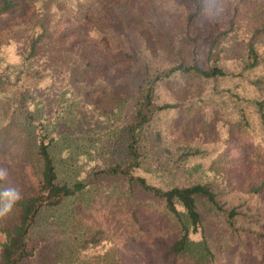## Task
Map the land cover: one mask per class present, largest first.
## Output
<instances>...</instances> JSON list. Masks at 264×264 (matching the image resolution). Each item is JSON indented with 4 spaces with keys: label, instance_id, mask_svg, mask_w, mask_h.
Segmentation results:
<instances>
[{
    "label": "trees",
    "instance_id": "1",
    "mask_svg": "<svg viewBox=\"0 0 264 264\" xmlns=\"http://www.w3.org/2000/svg\"><path fill=\"white\" fill-rule=\"evenodd\" d=\"M59 1H54L51 11L64 27L75 24L76 13L84 16L78 0L65 1L76 10L72 15L62 10ZM91 1L97 8L105 4L112 11L111 26L118 31L132 30L133 23L141 28L144 24L138 21L152 25L156 23L153 17H162L158 10L162 0ZM186 1L181 5V22L177 17L174 28L166 22L163 29L188 41L192 60L156 70L151 53H143L141 59L147 58L142 62L129 52L135 67L130 66L131 75L119 81L121 87L132 89L133 97L114 96L108 109H102L97 101L113 90L105 75L112 62L96 58L94 46L81 47L82 53L75 51L71 42L67 48L61 46V37L79 35L78 22L71 32L70 28L63 33L60 29L56 41L50 37L56 46H50L53 54L72 55L67 71L45 66L46 73H31L32 77L27 75L30 82L20 85V79L15 84L4 77L0 167L9 169V183L20 188L24 198L12 215L0 219V264H264V0H226L223 18L204 26L196 20L197 0ZM28 2L0 0V58L9 48L14 55L24 52L25 43L30 42L22 60L27 63L24 74L33 70L31 61L49 33L46 26L38 27V20L29 19V15L27 19ZM168 2L177 6L176 0ZM173 7L166 6L169 10ZM16 15L21 25L6 27ZM34 28L42 33L32 39L29 34ZM170 44L171 50L179 49ZM22 55L14 57L20 61ZM236 59L242 63L237 73L220 65ZM255 72L258 75L251 79ZM192 75L206 80L245 78L252 87L250 100L236 108L234 125L221 126L225 134L216 156L208 154L226 179L225 192L214 182L164 188L148 179L144 137L159 113L164 116L186 108L180 101L156 105L160 86ZM39 76L48 80V87L56 86L50 94L54 99L46 98L38 83L31 84ZM40 104L44 110L35 107ZM88 107L91 109L83 110ZM72 114L70 123L67 120ZM10 153L13 161L19 159L30 172L32 183L14 170ZM95 154L97 159H93ZM227 156L234 161L227 158V162ZM92 164L90 172L87 166ZM81 165L90 172L85 178L80 174ZM95 192L98 198L109 194L115 207L110 208L114 212L100 213L96 220L89 218L95 213ZM225 195L229 196L226 201ZM160 223L165 227L159 228ZM60 228L73 244L65 259L60 252L54 259L47 256L46 238Z\"/></svg>",
    "mask_w": 264,
    "mask_h": 264
},
{
    "label": "rangeland",
    "instance_id": "2",
    "mask_svg": "<svg viewBox=\"0 0 264 264\" xmlns=\"http://www.w3.org/2000/svg\"><path fill=\"white\" fill-rule=\"evenodd\" d=\"M54 1L55 0H29L27 6H30V9L25 13L27 19L29 15V19L32 18L34 21L38 20V27L44 29L46 26L49 33L46 34L45 39L39 45L40 50L37 58L31 61L33 67L32 71H27L28 73L25 74L23 73L27 63L22 60L26 55V48L30 45L28 41L25 43L24 52L17 51L15 54L19 56L23 54L20 57L21 62L14 57V50H12V48L8 49V54L5 57L0 58V91L6 86L4 82L6 79L4 77L11 78L13 82H16L15 84H18V79H20V85L23 82H30L27 75L32 77L31 73L40 72L41 70L46 73L47 69L45 66L49 69L51 67V69L54 70L67 71L65 67L73 60V58L70 57L72 55L62 53L53 54L50 50L55 45L51 42L50 37L56 41V39L61 36V32L63 33L66 28H70V32L75 30L74 26L77 22L79 35L77 37L71 35L61 37V46L67 48L69 42H71L77 47L75 49L77 52H81V50L84 51V48L81 47L94 46L97 48L95 50L98 53L96 58L112 62L108 65L105 75L108 77V83L111 84L113 90H110L108 94L102 95L101 99L97 101L102 109H108V106L113 102L114 96H119V94H122L121 97L123 98L133 97L134 93L132 89L121 87L119 81L121 78H125L128 73L131 75L130 66L132 69L135 67V61H131L133 60L132 58L136 57L143 62L147 58L145 57L144 60L141 59L143 53H151L152 59H155L154 63L157 64L153 67L156 70L171 65V63H178L181 61L190 62L193 58L192 49L188 41H181L176 37L175 33L168 35L163 29L166 22L169 23L171 28H174L176 26L177 17L181 22V5L186 4V0H176L177 6L169 3L168 0H162L161 6L159 8L156 7L160 11L162 17L160 19L153 17L156 22L155 24L151 25L148 23L149 21H146V23L144 21H138V23L144 24L141 28H138L137 25L133 23L134 25L130 24V27H133L132 30L122 31H118L117 28L111 26V20L114 19L112 11L108 10L105 4L97 8L94 6L95 3L91 0H78L80 12L84 14L83 17L77 16L81 14L76 13L74 6L72 7L70 3H65L66 0H60L59 3L65 13L67 12L70 15L74 13L77 14L75 24H73L72 27L70 25L64 27L63 21L59 23L53 18L51 8ZM168 4L174 6L173 10L166 8ZM110 15L112 17H110ZM19 19L17 15L14 16V21H11L6 27L14 28L15 26H20L21 23ZM49 24L53 25L47 26ZM60 29L61 32H59ZM36 33L40 34L42 30L39 31L34 28L29 34L30 38L33 39ZM171 42L176 47H179V49H173L174 51L171 50ZM51 45L53 46L50 47ZM54 51L58 50L56 49ZM129 52L132 55L131 59L128 58L127 55ZM200 63L202 64V62ZM241 64L242 63L237 59L229 62L222 61L220 63V65L231 74L239 72L242 69ZM7 66L11 69H8V72L3 75V70L6 69ZM15 66L20 67L14 69ZM44 73H42V76L45 75ZM257 75V72L252 73L251 79H255ZM42 76H39L37 81L31 82V84L38 83L40 88L42 86V93L46 95V98L52 100L55 98V96L52 95L54 94L56 86L53 85L52 87H48V80L44 81ZM60 78L61 80L63 79L61 76ZM62 84L64 86L66 83ZM130 84H132V82ZM251 88L249 81L245 78L236 79L234 77H228L206 80L197 75H192L189 79H184V81L181 82L176 81L162 84L158 91L156 105L162 106L167 103H178V101H180L186 103V108H182L177 113H168L164 116L161 115L162 112L159 113L155 119V123H153L151 131L144 137L142 147L144 149V154L147 156L145 165L146 171L149 173L148 179L150 182L164 188L185 186L201 182H214L217 184L216 186L218 188L222 187V190L225 192L228 187L225 183L226 179L223 180L224 177L221 176L222 173L220 172L221 168H218L217 165L212 163V158L208 156V154L216 156L217 145L221 143L223 135L225 134L221 126L224 124L228 126L234 125V120L237 117L236 108L242 107L250 100L249 98L252 97L253 91H250V93L248 92ZM18 90L20 92V88H18ZM229 91L232 92L230 93ZM95 96L96 95H93L91 98L96 100ZM56 100H58V98ZM35 107L39 109L44 108L42 104L39 106L36 105ZM66 108L67 107H65V109ZM89 108L91 109V107H88L83 108V110ZM83 113L86 114V122H90L88 114L85 111H83ZM73 119L74 114H72L71 118L67 121L73 123ZM11 153L8 159L16 166L14 170L27 178L29 183H32L33 177L30 172L20 163L19 159L13 161L14 157L11 156ZM97 157L98 156L95 154L93 159H97ZM227 158L231 159L232 162L234 161L231 156H227L226 161L228 160ZM94 166L93 164L88 165L87 169H90V172H92L91 170H93ZM80 169V174L83 176L82 178H85L90 173L83 165H81ZM143 174L147 176L145 171ZM92 191L95 190L92 189ZM96 195H98V193H93L95 213L91 216L87 215L90 216L89 218L94 217L95 220L100 213L108 214L109 212H114L112 210H115L114 202L109 194H102L100 198ZM228 198V195L224 196L225 201L228 200ZM110 208L112 210H110ZM157 221H159V219ZM159 226H161L159 228L165 227L163 223H160ZM153 228V230H157L155 235H158L159 230L157 226L154 225ZM69 231H71V229H69ZM64 232L65 230L63 231V228L53 229L50 236L46 238V253L49 254L47 256L56 259V254L60 252L64 256V259L67 257V248L73 243L72 240H67V232H65V234ZM0 242H2L1 235ZM94 256H97V254ZM94 256L91 258H94ZM43 257H46V255ZM82 264H85V262L83 261ZM87 264H89V261Z\"/></svg>",
    "mask_w": 264,
    "mask_h": 264
},
{
    "label": "clouds",
    "instance_id": "3",
    "mask_svg": "<svg viewBox=\"0 0 264 264\" xmlns=\"http://www.w3.org/2000/svg\"><path fill=\"white\" fill-rule=\"evenodd\" d=\"M226 9V0H197L196 20L200 26L218 22ZM9 174L7 167H0V219L12 215L16 205L24 198L22 190L9 183Z\"/></svg>",
    "mask_w": 264,
    "mask_h": 264
}]
</instances>
